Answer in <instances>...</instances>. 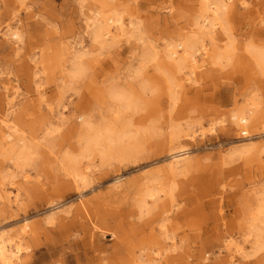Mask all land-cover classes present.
<instances>
[{"label":"rangeland","instance_id":"374dc122","mask_svg":"<svg viewBox=\"0 0 264 264\" xmlns=\"http://www.w3.org/2000/svg\"><path fill=\"white\" fill-rule=\"evenodd\" d=\"M102 4L123 26H111L107 40L96 42L89 17ZM201 5L202 0H0V116L7 120L0 119L4 238L16 241L23 218L39 232L53 229L64 211L87 200L91 206L108 205L113 215L121 212L124 222L133 224L124 257L112 264H147L149 257L159 259L156 251L173 257L168 264H264V246L251 244L246 235L261 207L257 223L264 244V73L252 53L264 48V0H231L213 33L202 37L210 50L215 43L219 50L228 49L229 57L203 63L195 55L192 78L184 80L188 64L175 71L162 52L197 29ZM13 30L21 34L18 43L8 34ZM75 61L82 70L72 77ZM169 72L173 81L167 79ZM115 92L135 96L137 107L121 110ZM249 107L256 121L243 133L231 114ZM111 108L118 109V125L128 121L133 129H147L138 142L140 164L91 159L90 181L96 185L101 178L102 184L82 196L69 185L65 191L72 196L51 203L48 194L70 179L58 161L64 151L79 149L78 115L85 113L98 124L112 118ZM8 126L15 128L11 143L1 140ZM172 126L187 133L179 143H169ZM15 142V148L26 144L35 152L23 165L17 151L5 154ZM177 149H186L189 160L177 175L183 183L173 199L166 186L146 214L129 216L136 209L131 182L157 169L167 175ZM124 164L122 179L132 181L118 193L110 191L117 175L113 168ZM50 215L53 226L47 224ZM38 236L41 244L27 264H51L44 246H52L58 235L53 230L46 239ZM114 241L108 233L100 236L101 254L113 251Z\"/></svg>","mask_w":264,"mask_h":264},{"label":"bare ground","instance_id":"6f19581e","mask_svg":"<svg viewBox=\"0 0 264 264\" xmlns=\"http://www.w3.org/2000/svg\"><path fill=\"white\" fill-rule=\"evenodd\" d=\"M227 6H231V0H202L201 13L196 17L197 29H193L190 33L183 36L181 39L176 40L173 43H168L163 48L162 57L167 59L174 66L175 71H182L188 64V72L184 73V80H190L191 75L194 73L195 55H200L203 63L221 60L222 58L229 57V50L224 48L219 50L216 43L209 49L207 43L202 38L206 34H211L215 30L221 13L224 12ZM105 4L101 5L100 10L93 12V16L89 17L90 24L92 25V39L96 42L106 41L111 35L110 27L113 26L116 30H122L123 23L121 18L116 14H109L104 11ZM223 15V13H222ZM14 39L15 43L21 40V34L17 30L10 31L8 33ZM180 47L181 52H178ZM214 50V51H213ZM253 57L256 65L264 73V48L261 50H254ZM202 63V64H203ZM194 64V65H193ZM82 70L79 61H75L72 68V77H75ZM167 79L173 81L175 76L172 72H169ZM5 92L8 91V87H4ZM113 97L120 103V109H134L137 107L136 97L128 95L123 92L113 93ZM112 118H104L98 124H95L85 114L80 113V128L81 132L77 137V142L80 144L79 149L66 150L58 161L59 168L62 170L64 176L70 177L68 183L64 186L57 188L53 193L48 194L49 201H64L72 196V194L66 193V187L73 189L78 195L82 196L86 191L95 189L100 186L102 182L101 178H98L96 185H93L92 181L87 174V169L91 163V159L99 158L100 162L117 161L119 164L126 162L131 164H140L143 159L140 156V150L138 149V142L141 135H144L147 129L134 128L131 122L124 121L118 125V109H110ZM2 122L7 123L1 116ZM232 122L243 133H247L249 128L256 121L255 114L252 113L251 107L246 110L235 111L231 114ZM8 129L2 132L1 140L6 143H11L13 139V130ZM187 135L177 127L172 126L169 132V143H179L180 137ZM9 145L10 151L6 148L5 154L12 155L15 153V157L18 162L23 165L24 162H28L31 157L35 155V152L30 150V147L26 144ZM11 152V153H10ZM13 156V155H12ZM166 170L167 175H163L161 170H153L145 173L141 176V179L134 181L122 179V169L124 165H116L113 168V172H117L115 176L114 184L111 186L110 191L118 193L119 188L129 182L133 186L132 204L136 209L128 211L129 216L137 214L138 217L143 216L149 211L150 205H155L159 200L160 192H164V187L167 186V194L173 199L175 196L174 191L178 192L182 180L177 178V175L186 170L188 166V156L186 149L174 150L170 155ZM83 159H86L88 163H84ZM57 163V161H56ZM190 178H187L184 183L189 185ZM165 193V192H164ZM57 199V200H56ZM190 193L189 189L185 191V200L189 201ZM18 193H14L13 201L17 202ZM89 201H82L72 210L68 209L64 211L66 215L59 216V223L55 228L45 229L36 228L23 218V223L20 224L18 229V235L16 241H11L2 236L0 233V264H27V259L31 256L32 251H36L38 245L41 244L39 239V233L45 239L49 232L55 231L58 235L56 242L52 246L45 244V255L49 259L51 264H67L68 262H75L80 264L81 261H85L86 264H112L115 260H121L124 256L123 249H127L129 243V233L133 232L131 229L133 224L130 222H124L123 214L121 212L112 214L113 210L108 205L102 206L88 204ZM167 210L163 209L162 213ZM263 209L259 207L256 211V215L252 216L247 229V236L251 237L249 242L251 244H257L258 248L264 246L261 238L262 230L258 226L257 219L262 214ZM161 214L159 215L161 217ZM47 224L53 226L55 222L50 215L47 219ZM161 226H164L165 218H160ZM263 220H261L262 222ZM165 229V226L163 227ZM106 233L113 237L114 246L113 251L109 254H101L103 250L98 246V239L100 236H104ZM167 236V235H166ZM170 240L173 237H167ZM173 244V243H172ZM64 245H67L69 251H66ZM256 247V248H257ZM75 252V253H72ZM159 255V259H153L149 257L147 264H168L173 257L163 254L159 251L154 253ZM140 257H134L135 261H138ZM67 260V262L65 261Z\"/></svg>","mask_w":264,"mask_h":264}]
</instances>
